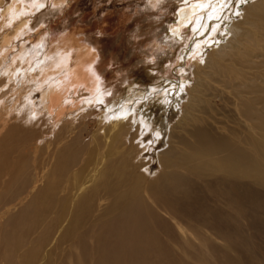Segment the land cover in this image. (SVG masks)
I'll use <instances>...</instances> for the list:
<instances>
[{
	"label": "bare ground",
	"instance_id": "obj_1",
	"mask_svg": "<svg viewBox=\"0 0 264 264\" xmlns=\"http://www.w3.org/2000/svg\"><path fill=\"white\" fill-rule=\"evenodd\" d=\"M45 1L33 0V3L29 1L28 3L26 0H0V135L11 121H18L24 126L28 118L26 123L28 127L36 125V131H40L41 135L45 134L39 138V143H36L40 147L44 141L46 149L43 153H48L51 144H56L58 140L64 144L63 147L60 145L62 148L59 150L63 160L57 159L55 170L52 165L54 161L51 163L49 158L46 162L45 157L41 159L42 167L40 163L39 172L36 171L34 174L37 179L29 187L28 194L34 192L42 182L43 186L40 188L44 191L46 200L59 207L57 218L64 220L69 217L72 221L67 227L60 221V227L56 229L58 235L53 241L48 232L52 231L50 229H53L54 225L47 229L43 236L44 240L38 243L39 247L35 250L37 251V254H34L35 262L46 264L44 258L48 257V253L54 249L60 254L64 251L65 247L60 246L62 241L56 244L57 239L62 232L63 238L66 239L75 223L79 225L86 222V211L84 213L83 209L87 208L88 215L95 206L100 214L90 216L92 221L105 217L104 222H108L109 212L113 207L114 209L122 207L123 212L122 204L129 206L132 201L131 195L135 194V199L145 203L143 189L157 193L155 190H158L165 179L190 178L192 170L199 173H194L191 177H199L204 170H208L216 174L222 184L230 182L240 191L237 197L230 188L223 187L213 195L214 203H222L227 211L226 215H220L226 222L223 226L232 227L229 232L224 231L225 227L222 230V226L219 231H215L212 223H204L208 221L206 219L200 221L203 228H199L198 232L199 229L190 227L188 223H183L185 221L175 216H170L178 231L176 236L183 238L185 242L171 241L172 249L167 247L166 242L157 240L158 237L152 231L156 229L145 233L144 230L139 231L127 226L125 228L131 231L119 229L114 233L123 238L133 231L138 241L150 236L148 241L151 244L141 255L142 264H176V259L177 264H183L176 256V250L183 253L187 249L189 258L199 261V264H264V217H256L254 210L249 209L251 218L242 219L241 215L244 216L247 210L238 206L239 202L247 199L238 186L248 188L250 191V188L256 187L255 185L263 184L261 177L256 174L264 170V151L257 146L259 141L264 142V0H182L174 9L172 8L173 15L166 25L167 31L164 36L174 43H179L180 39H185L186 31L183 30L185 27L194 34L190 45L188 43L187 47L183 46L178 54L174 72L182 73L184 64L191 59L193 79L166 82L163 85L164 89L161 90L163 93L161 92V96L158 97L159 102H164L165 110L173 103L174 106L180 104L184 92L186 98L182 101L179 116L163 142V148L160 149L158 145L162 142L160 137L163 134L160 129L153 127L155 123L153 113L138 106L144 97L154 96V87H148L146 94L137 89L135 95L142 93L137 98L131 92L126 93L121 100L119 99L117 106L113 107L109 98L116 91V81L137 79L134 76L136 72L130 71L126 67L127 63L123 61L117 66L111 63L110 69L106 67L108 70L104 71L95 44L71 42L73 41L71 37L70 42H64L66 39L63 37L64 34L57 37L62 42H57L58 40L50 42L51 30L47 29L45 33H41L46 28L43 20L35 25L34 30L35 26L31 23L32 14L40 10ZM157 1L159 3V0ZM63 2L66 0H53L54 6L57 5L58 9L59 6L62 7ZM155 3L153 2L154 5ZM236 13L241 17L235 19ZM224 22L226 23L222 36H217L216 39L215 34ZM23 31L39 34L40 41L46 39L47 42H36L27 47L28 49L26 47L23 49V46L20 47L17 43V48L20 47L19 52L22 54H17L20 60L15 61L7 43L10 39L15 42L21 39L23 42ZM212 37L216 41H210ZM202 41L209 45L210 49L204 55L201 49ZM56 42L59 46L62 45L61 49L58 48V52L55 53L49 52L48 46ZM41 52L46 53L44 57L40 56ZM153 58L154 55L150 53L140 59H143L145 67L149 68ZM6 59L10 62L8 65ZM171 83L175 86L167 88ZM144 105L148 107L147 103ZM135 107H139L140 110L137 113L138 119L134 113L137 109ZM96 108L102 111L101 118L104 117L102 122L93 119ZM30 117L33 119L29 120ZM231 117L236 121L229 125L227 122ZM89 122H95L99 126L94 132H90L88 144L83 147L86 150L81 153L83 157L80 159L79 154L76 155L78 153L76 150H73V154L66 155V151L71 152L76 144H83L85 140L81 139V133L83 129L88 128ZM8 130L9 128L6 131L9 132ZM147 131L151 135L147 142L136 141L139 137L143 138ZM65 132L67 133L64 136ZM184 148L190 149L195 155L193 164L188 163L189 159L180 162ZM174 159H177L175 164ZM155 163L160 170H155L151 174L150 170ZM180 165L182 166L179 169ZM122 173H125L124 177ZM153 198L156 199L155 194ZM23 201L25 199L9 205L3 213H7L11 206L15 207ZM156 203L159 204L157 201ZM137 204L138 201H132L131 206ZM223 212L222 210L221 213ZM257 212L264 215V208L261 210L258 208ZM120 213L116 216L118 217ZM232 216L236 217L237 223L230 220ZM169 228L166 227L167 233L165 232L168 237ZM149 233L151 234L148 235ZM198 234H203L204 238H200L201 236L198 238ZM126 237L124 241L128 242L129 238L127 241ZM190 237L195 238L197 242L193 243ZM46 244L51 245L50 251L42 250V246ZM80 245L76 242L71 252L69 248L72 244L68 245L63 256L69 257L68 264H84L87 256L81 253ZM126 247L128 248L124 250ZM130 252L137 254L133 241L116 249L114 251L116 258L113 254L109 257L110 253L106 256L109 257L107 263L99 260L103 264H132L129 258L124 259ZM90 257L95 258L92 255Z\"/></svg>",
	"mask_w": 264,
	"mask_h": 264
},
{
	"label": "rangeland",
	"instance_id": "obj_2",
	"mask_svg": "<svg viewBox=\"0 0 264 264\" xmlns=\"http://www.w3.org/2000/svg\"><path fill=\"white\" fill-rule=\"evenodd\" d=\"M26 1L33 3V0ZM152 1L66 0V2H63L62 5L60 4L62 7L59 6L58 9L57 5L54 6L53 0H46L44 6L40 10L32 14L31 23H33L32 26H35L37 23L43 20L42 22L45 23L46 28L42 30L41 33H45L47 29L51 30L52 34H50V36L52 37L50 39V42L57 41L58 35L64 34L65 36L63 37L66 38L64 42H70L71 37L73 40L71 42H84L85 45L87 43L95 44L97 50L100 53L102 61L101 68L104 71L110 69V66L112 65L111 63L117 66L121 61H123L127 63L126 67L130 71L136 72L134 76H136L137 79L130 78L129 80H127L128 83L126 80V82H123L122 79H119L120 81H116L115 90L117 92L114 91L115 94L113 93L109 98V102L111 103V105H113V107L115 105L117 106V104L119 103V99L121 100V98H123L126 93L130 94L131 92V94L137 98L138 95L142 94V91L145 92V94L148 93V87H154V96L150 98L144 97V99L140 100L138 106H141L142 110H149L153 113L155 117V123L153 127L155 129H160L163 134L160 137V140L162 142L158 145V149H160L163 148V142L164 140H166L170 127L174 124L177 117L179 116L181 103L184 98H186V93L184 92V94H182V101L180 102V104L174 106L173 103L172 106L167 108V110H165L166 107L163 106L164 102H159L160 98L158 96H161V94L163 93L161 90L164 89L163 85L166 82L175 83L193 79V62L191 61V59L187 60L184 64L185 68L182 73L174 72V66L177 62L178 54L181 52L182 47H187L188 43L190 45V40L193 39L194 34H192V31H190L188 27H185L183 29L184 31H186L184 32L185 39H180L179 43H174L172 40L167 39L164 36L165 32L167 31L166 25L170 17L172 18L171 15H173L174 6L179 4L182 0H162L161 2L159 0V3L156 0L153 1L154 3L156 2L155 5ZM147 3L150 4V6ZM236 4L237 2L234 4V6ZM227 13L229 12L227 11ZM238 14H235V19L241 17L239 16L240 14ZM225 23L226 22L221 24V27L219 28V30H217V33L215 34L216 39L217 36H222ZM34 30H36V26ZM22 37V40H24L23 42H21V39L16 42L15 40L10 39L7 43V45H9V48L11 49V52L13 53L15 61L20 60L17 57V54H22V52H19L20 47L23 46V49H25V47L26 49H28L36 42H47L46 39L40 41L39 34L36 35L31 31H23ZM210 41L214 42L216 40H214V37H212V40ZM57 42L62 41L60 39ZM57 42L51 43V45L48 46L50 47L49 52L55 53L58 52V48L61 49L62 45L59 46ZM202 42L203 44H201V47H203L201 49L202 55H204L210 49L209 45L205 44L204 41ZM17 43L20 45V47L18 48ZM161 47L163 49H161ZM150 53L154 55V60L151 66L149 68H146L143 59L140 58ZM45 54L46 53L41 52L40 56L44 57ZM9 63V60L7 61L6 59V64L8 65ZM162 70L164 71L162 72ZM110 72L112 71L110 70ZM173 83L167 85V88L169 86H173ZM137 89L141 92H139L138 95H135L134 92H136ZM158 90L160 91L158 92ZM155 96H157L158 98H155ZM146 103L148 107H145L144 104ZM71 104L74 105L75 103ZM175 107H178L179 109H176ZM135 108L137 109H135L134 113H136L135 115H137L136 117L138 119L139 115L137 113H139L140 110L139 107ZM162 109H164L165 112L162 111ZM101 114V109L96 108L95 116L93 117V119H95L96 122H102V119L104 117L101 118ZM32 119L33 118L30 117L29 120ZM235 121L236 120L231 117L228 119L227 123L229 125H232ZM25 122H28V118ZM26 123L24 126H22L23 124L18 121H11L8 126L9 132L6 131L8 129L7 128L0 135V264H37V262H35L34 260V254H37V251L35 250L37 247H39L37 246L38 243H40L42 239L44 240L45 237L43 236L45 235L47 229L51 226L53 227L54 225L53 229H50L52 231L48 232V236L53 241L54 237L58 235L56 229L60 227V221H62L65 227L69 226L72 221L69 217H66L64 220H61L60 217L57 218L59 207L53 202L46 200L44 191L40 188L41 186H43L42 182L38 185L34 192L28 194L29 187L37 179L34 174L36 173V171L39 172L38 169H40V163L42 167L41 159L45 157L44 161H46L47 159L49 161V158L52 161L51 163H53L54 161V164L52 165L53 170H55V167L57 166V159L60 158V160H63L61 158L62 156L59 154V150H61L60 147L62 145L64 146V144H62L58 140L56 144H51L52 149L51 147H49L50 151L48 153H43L44 149H46L43 144L44 141L40 144V147H38L36 143L38 144L39 138H41L42 135L45 134L42 133L41 135L40 131H36V125L35 127H28ZM98 126L99 125H96L95 122H89L88 128L83 129L84 131L81 133V139L83 138L82 140H85L83 141V144H76V146H74V148L70 150L71 152L66 151L65 154L69 156V154H73V150H76L78 152L76 155L79 154V157L81 159L83 157V154L81 153L84 152L83 150H86L83 147L84 145L88 144L90 132H94ZM27 131L29 133H32L29 134ZM26 133L27 136H25ZM36 133L37 135H35ZM66 133L67 132H65L64 136L66 135ZM39 135L41 136L39 137ZM240 136H242L241 133ZM54 138L58 139L57 137ZM150 138V132L147 131L143 138L139 137L136 141L145 143ZM61 139H63V137L60 138V140ZM14 144L16 147L14 146ZM18 145H20V147ZM56 145L59 147H56ZM257 146L260 150L264 151V142L259 141L257 143ZM54 152L56 155L54 154ZM187 159L190 160V162H188L189 164H193L195 155L191 153L190 149L188 150L184 148L183 157L180 162L182 163ZM176 162L177 159H174L173 164H175ZM157 164L155 163L152 170H150L151 174L155 170H160V167ZM182 165L179 166V169ZM192 171V174L199 173V171L197 170ZM256 172H258V170H256ZM192 174L189 175L190 178L188 177L186 179H165L164 183L159 186L158 190H155L157 191V193L154 191L150 192L149 189H143L144 195L146 196L147 194L146 197L144 196V201L146 204L141 200L135 199V194L131 195L132 201H138V204L131 206L132 201L129 206H124V204H122L124 208L123 212L121 209L122 207L115 209L113 207V210L109 212L108 222H104V220L106 219L105 217H101L95 222L92 221L90 216L98 213L100 214V211H97V209H95V206L94 210H92V212L90 211L92 214L88 212L87 215V208L86 210L83 209L84 213L86 211L85 223H87L88 225L85 223H80L79 225H77V223H75L67 234L66 239L63 238L62 232V234L58 237L56 244L59 243V241H62V244H60V246H64L65 249L61 254L59 251H55V249L53 252L48 253V257L44 258L46 264H60V261L62 259L63 260L61 264H68L70 262V259L69 257H63L65 255L64 252L67 251L69 247L68 245L72 244V246L69 248V251L71 252L73 250V245L76 242H79L81 244V253L84 256H87L84 264H98L102 263V261L103 263H107V258L109 260V257L112 256V254L115 258L117 257V255L114 253L116 249L121 247L122 244H127L128 242L132 241L134 242L137 254L135 255L133 252H130L126 254L124 259L129 258V262H131L132 264H142L143 259L141 255H143L142 252L146 250L147 246L151 244V242L148 241V238L150 236L146 237V239L143 241H138V239H136V237L133 235L134 232L132 231L129 232V234H126L127 237H125L127 241L129 238V241L126 242L124 241L125 237L120 238L114 232L119 229L131 231L125 228L127 226L138 229L139 231L144 230L145 233L150 232L152 229H156V231H152L154 232L156 237H158L157 240L159 242H166L167 247L169 249H172L170 245L171 241L182 243L185 242L183 238L176 236V234L178 235V231H176V225L171 221L170 216H175L179 220L181 219V221H185L183 223H188L187 225L195 229H202L203 225L200 223V221L202 219H206L208 221H205L204 223H212L215 231H219L222 226V230L225 227L224 231L229 232L230 228L232 227L230 226L229 228L228 226H223L226 224V222L224 221V218L221 217L222 215H220H226L227 211H225V207L222 203H214L213 195L216 194V192H219V190H221L223 187L230 188L231 192H235V195L237 197L238 195H240V191L237 190L230 182H224L222 184L220 180L217 179L216 174H214L212 171L204 170L199 177L195 176L194 178L191 177ZM122 175L124 177L125 173H122ZM256 175L261 177L263 184L255 185L256 187L250 188V191L248 188L243 189V186H238L241 187L240 190H242V193L247 196V199L238 203V206L241 209L247 210V213L244 216L241 215L242 219L251 218V212L248 211L249 209L254 210V215L256 217H264L262 213L257 212L258 208L260 210L261 208H264V170L263 172ZM153 193L155 194V200L153 198ZM20 199H25V201L16 205L15 207L11 206L7 213H3L5 208H8L9 205H13ZM156 201L159 204H157ZM222 210L224 211L223 213H221ZM118 213H120V215L117 217L116 215ZM198 213L201 214L198 215ZM115 216L116 218L112 219V217L114 218ZM88 218L89 220H91V222L88 220ZM230 220L234 223H237L235 216H232ZM93 223H95V225ZM158 227L160 232L157 231ZM166 227H170V237H168L166 234ZM160 228L162 230H160ZM200 229L197 231L199 232ZM155 232H157V234ZM163 233H165L163 236L165 239L162 237ZM150 234L151 233H149L148 235ZM199 237L204 238V235L198 234V238ZM190 240L193 243L197 242L195 241L196 239L192 237H190ZM42 247V250L44 251H50L51 249L50 244H46ZM127 248L128 247L124 248V250H126ZM192 249L194 250V248H191V250ZM176 251V256L179 257L180 260H182L181 262H183V264L200 263L199 261H195L189 258L188 249L183 253L179 250ZM91 255L95 258H91ZM108 255L109 257H106ZM49 256L52 257L50 258ZM144 257L147 258L145 255ZM103 258H105L106 261ZM99 259H101L102 261ZM176 260L175 263L177 264Z\"/></svg>",
	"mask_w": 264,
	"mask_h": 264
}]
</instances>
